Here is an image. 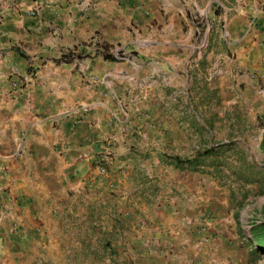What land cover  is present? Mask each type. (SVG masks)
I'll return each mask as SVG.
<instances>
[{"label":"crops","instance_id":"crops-1","mask_svg":"<svg viewBox=\"0 0 264 264\" xmlns=\"http://www.w3.org/2000/svg\"><path fill=\"white\" fill-rule=\"evenodd\" d=\"M198 4L0 0V264H31L58 226L61 200L87 189H126L132 155L180 132L170 90L185 87L194 55L187 28ZM207 5L224 11L227 45L239 66L264 67V0ZM66 52L70 62L61 60ZM200 208L195 201L189 207L192 224L202 218ZM180 211L177 197L166 200L162 226L147 229L139 242L156 248L167 224L183 229Z\"/></svg>","mask_w":264,"mask_h":264},{"label":"rangeland","instance_id":"rangeland-1","mask_svg":"<svg viewBox=\"0 0 264 264\" xmlns=\"http://www.w3.org/2000/svg\"><path fill=\"white\" fill-rule=\"evenodd\" d=\"M198 1L187 28L194 55L185 87L170 90L180 132L132 155L126 189H87L61 200L58 226L31 264H264V67H240L227 45L224 11ZM210 149L206 171L212 174L172 164ZM173 197L183 229L167 224L169 234L156 248L139 242L147 229L162 226L159 210ZM193 201L201 203L197 225Z\"/></svg>","mask_w":264,"mask_h":264},{"label":"trees","instance_id":"trees-1","mask_svg":"<svg viewBox=\"0 0 264 264\" xmlns=\"http://www.w3.org/2000/svg\"><path fill=\"white\" fill-rule=\"evenodd\" d=\"M106 49V48H105ZM106 59L116 60L115 58L106 55ZM72 57L70 55L64 56L61 58L63 62H70ZM213 150H205V151H198L194 157L192 158H181L175 157L173 158V163L177 169H181L183 171H190L195 173H205V174H212L206 171L208 166L207 161L211 158ZM248 169V168H247ZM264 191V189H263ZM108 246L110 247L111 244L109 243Z\"/></svg>","mask_w":264,"mask_h":264},{"label":"built area","instance_id":"built-area-1","mask_svg":"<svg viewBox=\"0 0 264 264\" xmlns=\"http://www.w3.org/2000/svg\"><path fill=\"white\" fill-rule=\"evenodd\" d=\"M30 15L31 16H33V17H35L36 15H37V13H36V11H31L30 12ZM68 55V53L66 52V53H63V54H61V56L62 57H64V56H67ZM35 73H36V70H35V68H33V71L31 72V76H35ZM98 172H99V175L100 176H106L107 175V170H106V168H104V167H98Z\"/></svg>","mask_w":264,"mask_h":264}]
</instances>
